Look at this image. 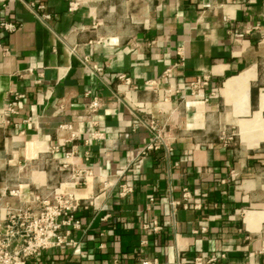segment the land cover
Instances as JSON below:
<instances>
[{
    "label": "crops",
    "instance_id": "obj_1",
    "mask_svg": "<svg viewBox=\"0 0 264 264\" xmlns=\"http://www.w3.org/2000/svg\"><path fill=\"white\" fill-rule=\"evenodd\" d=\"M57 187L28 264H264V0H0V236Z\"/></svg>",
    "mask_w": 264,
    "mask_h": 264
},
{
    "label": "built area",
    "instance_id": "obj_2",
    "mask_svg": "<svg viewBox=\"0 0 264 264\" xmlns=\"http://www.w3.org/2000/svg\"><path fill=\"white\" fill-rule=\"evenodd\" d=\"M77 4V1H71L69 9L75 8ZM31 5L34 6V2ZM40 6H43V4H40ZM43 15L50 17V13H44ZM2 24L9 29L15 27V24L9 21H3ZM92 67L96 70L102 69V66L96 63ZM119 77L124 79L126 83L131 82L130 76L125 73L119 74ZM206 81L207 77L203 80L198 79L196 84L199 82L205 83ZM23 95L22 92L15 93L8 104L10 111H16L19 98ZM100 104V98L95 96L89 100L87 108L94 111ZM63 126L73 128L71 122ZM148 126L154 132V140L149 142L147 147H159L164 142L170 148L155 118L148 121ZM231 137V135L227 136L229 139ZM188 193L189 191L186 189L184 196H187ZM40 201L41 205L37 209L20 207L9 212L6 230L0 236V264H28L31 255L36 254L42 248L61 244L67 238L69 229H67V232H63V225L79 224V219L75 217L74 212L83 202L73 191H66L61 187H57L50 196L41 198ZM172 202L175 203L176 201L173 200ZM16 238H20L22 242L20 245L12 246ZM148 262L149 260H144L143 264Z\"/></svg>",
    "mask_w": 264,
    "mask_h": 264
},
{
    "label": "rangeland",
    "instance_id": "obj_3",
    "mask_svg": "<svg viewBox=\"0 0 264 264\" xmlns=\"http://www.w3.org/2000/svg\"><path fill=\"white\" fill-rule=\"evenodd\" d=\"M21 242H22V241H20V242L18 243V245H20V244H21ZM12 246H13V245H12Z\"/></svg>",
    "mask_w": 264,
    "mask_h": 264
}]
</instances>
